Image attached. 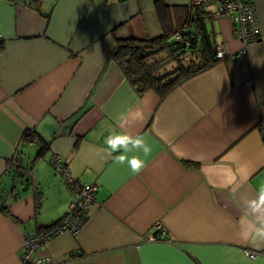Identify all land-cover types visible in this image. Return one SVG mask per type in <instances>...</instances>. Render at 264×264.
<instances>
[{
    "label": "crops",
    "instance_id": "crops-1",
    "mask_svg": "<svg viewBox=\"0 0 264 264\" xmlns=\"http://www.w3.org/2000/svg\"><path fill=\"white\" fill-rule=\"evenodd\" d=\"M157 1L0 0V195L7 207L0 211V264H22L25 236L63 217L76 197L51 165L53 154L97 192L79 232L49 238L35 258L264 264V243L239 235L241 216L247 227L259 215L248 203L264 186V0H246L255 7L259 37L245 54L216 61L163 97L153 89L139 93L110 59L116 38L161 33ZM159 1L172 6L173 26L190 10L191 0ZM205 22L217 46L242 48L230 18L209 14ZM27 130L36 137L24 143ZM116 131L150 145L147 157L127 153L145 160L141 173L106 151L105 137ZM236 155L248 178L231 190L222 186L224 165ZM71 252L78 255L67 259Z\"/></svg>",
    "mask_w": 264,
    "mask_h": 264
},
{
    "label": "trees",
    "instance_id": "trees-1",
    "mask_svg": "<svg viewBox=\"0 0 264 264\" xmlns=\"http://www.w3.org/2000/svg\"><path fill=\"white\" fill-rule=\"evenodd\" d=\"M189 7L188 14L177 27L170 24L169 10L172 6L158 0L156 11L161 26L159 35L140 39L133 37L115 39L110 59L117 63L124 77L139 93L153 89L163 97L184 79L220 60L216 57L217 44L205 22L210 13L201 6H193L192 3ZM176 34L188 39L187 42L176 40ZM35 137L34 132L27 130L23 133L22 139L26 143ZM46 147L48 146L45 142L37 151L36 158L43 156ZM10 162L11 160L8 161ZM0 211L7 213L6 205L1 202V195ZM66 213L53 223L39 226L38 230L51 229L59 225Z\"/></svg>",
    "mask_w": 264,
    "mask_h": 264
},
{
    "label": "built area",
    "instance_id": "built-area-1",
    "mask_svg": "<svg viewBox=\"0 0 264 264\" xmlns=\"http://www.w3.org/2000/svg\"><path fill=\"white\" fill-rule=\"evenodd\" d=\"M193 6H201L204 9L211 8L212 17H228L234 23V31L237 38L242 43V48L238 52H232L226 44L217 46L216 57L223 59L232 58L236 55L246 53L247 48L255 43L259 37V29L256 19L255 7L246 0H191ZM176 40L187 42L180 34L175 35ZM2 37L0 34V43ZM51 165L60 171L65 181L72 187L76 197L69 204L67 213L59 225L49 229H39L33 234H27L24 239L23 251L21 253L22 264H52L49 257L35 258L34 253L49 238L68 231L71 234H77L86 221L90 204L95 200L97 186L93 183H86L73 178L58 154L50 157ZM161 229L159 223L156 224ZM145 238L155 239L153 234H146ZM78 252L69 253L67 259L74 258ZM253 257V254H249Z\"/></svg>",
    "mask_w": 264,
    "mask_h": 264
},
{
    "label": "clouds",
    "instance_id": "clouds-1",
    "mask_svg": "<svg viewBox=\"0 0 264 264\" xmlns=\"http://www.w3.org/2000/svg\"><path fill=\"white\" fill-rule=\"evenodd\" d=\"M123 117L118 118L117 127L123 128ZM104 144L106 151L109 155L116 154L114 159L117 163L123 165L127 163L131 171L135 174L141 173L145 167V160L141 159L138 155L129 157L127 153L133 149L141 151L145 157L150 155L151 147L141 135L132 136L124 131H116L107 137H105ZM227 163L224 165V175L226 176V182L223 183V187L231 188L241 178L246 181L248 176L246 174L247 165L243 162L242 157L239 155L225 158ZM234 165V167L232 166ZM207 165H202L201 174L207 177ZM217 185H213L216 187ZM258 198L249 201L248 206L252 213H259L254 221L249 222L247 227L243 224V215L240 218V238L245 241H250L253 244L264 243V186L259 187Z\"/></svg>",
    "mask_w": 264,
    "mask_h": 264
},
{
    "label": "rangeland",
    "instance_id": "rangeland-1",
    "mask_svg": "<svg viewBox=\"0 0 264 264\" xmlns=\"http://www.w3.org/2000/svg\"><path fill=\"white\" fill-rule=\"evenodd\" d=\"M34 148H35V147H31L30 150H31L32 152H35V151H34ZM37 149H38V148H36V150H37ZM32 152H31V153H32Z\"/></svg>",
    "mask_w": 264,
    "mask_h": 264
}]
</instances>
